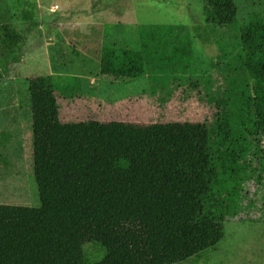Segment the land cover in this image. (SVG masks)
<instances>
[{"label":"trees","instance_id":"16d2710c","mask_svg":"<svg viewBox=\"0 0 264 264\" xmlns=\"http://www.w3.org/2000/svg\"><path fill=\"white\" fill-rule=\"evenodd\" d=\"M204 13L196 35L218 45L225 62L216 78L224 89L213 74L196 75L185 26L141 25L136 47L107 43L100 63L101 78L150 76L160 107L183 87L186 95L202 81L213 87L204 100L212 116L196 125L203 143L192 139L188 122L62 123L58 100L73 97L75 78H56L54 92L30 87L40 206L9 210L0 264L200 261L217 250L225 222L245 214L264 222V22L241 25L236 0H204ZM22 15L39 25L31 9ZM25 43V35L0 27V82L21 61ZM90 244L102 257L89 256Z\"/></svg>","mask_w":264,"mask_h":264},{"label":"rangeland","instance_id":"374dc122","mask_svg":"<svg viewBox=\"0 0 264 264\" xmlns=\"http://www.w3.org/2000/svg\"><path fill=\"white\" fill-rule=\"evenodd\" d=\"M236 2L241 25L264 22V0ZM134 3L138 6L136 19L133 0H0V27H8L10 31L26 36L21 61L12 64L9 75L0 82L1 230L7 227L11 208L40 206L33 171L32 85L54 92L56 78L80 77L71 82L73 97L58 100L62 123L88 120L140 124L188 122L192 124L189 128L192 139L203 143V135L196 125L208 120L213 111L204 102L207 94L213 91L205 81L189 89L190 95H186V87L176 90L171 102L160 107L150 94V76L131 82L96 76L101 60V42L85 46L84 38L74 26L87 24L96 31L95 28L104 22L114 33L115 30L128 31L125 44L136 47L139 26L174 25L188 29L196 57V75L213 74L223 89L226 86L224 80L216 78V72L225 62L221 60L218 45L214 41L207 44L196 35V28L205 24L204 0H136ZM56 5L59 8L52 12ZM27 9L35 13L37 27H31L23 19L22 12ZM125 13H129L134 22L125 19ZM1 57L0 49V60ZM149 67L151 69V63ZM88 72L92 76L86 75ZM168 78L179 79L178 76ZM176 81L175 85L179 86V80ZM261 149L264 158V140ZM249 204H245L248 209ZM251 217L254 219L253 215ZM85 250L93 260L103 255L93 244L86 245ZM205 255L200 261L190 259L180 264H264V222L247 221L246 214L242 219L225 222V237L216 251Z\"/></svg>","mask_w":264,"mask_h":264},{"label":"crops","instance_id":"0c3cea01","mask_svg":"<svg viewBox=\"0 0 264 264\" xmlns=\"http://www.w3.org/2000/svg\"><path fill=\"white\" fill-rule=\"evenodd\" d=\"M135 1L136 0H133V4L132 5H133V9L135 10V13H133V14H134V17L136 19V18H138V11H137L138 6L136 5V3H134ZM56 8L58 9L59 6L56 5L54 8H52L51 11L52 12H56L57 11ZM54 9H56V10L53 11ZM124 16H125V19H128L129 21H133L134 22V18H130V14L129 13H125ZM89 26H90V28H89ZM89 26L87 24H84V25H78V27L77 26H74V27H75V31H78V33L80 34L79 36L84 38L83 42H84L85 46L89 47L93 43L101 42V55H102V49H103L105 44H107V43L125 42V39L129 37L128 36L129 35L128 31H126V30L125 31L124 30H120V31L119 30H115V33H114L112 27L109 28L110 27L109 25H106V24L104 25V22L101 23V26H98L97 28H95L96 31L94 30V27H91V25H89ZM99 27H100L101 30L99 29ZM88 28H89V30H88ZM119 32H121V33H119ZM117 36H120V37L124 36V38L123 39H118ZM100 63H101V60H100ZM86 75L92 76V74H90L89 72L86 73ZM96 76L97 77L100 76V64H99V68H98ZM68 77H73L75 79H80V77L75 76V75L74 76H68ZM91 83H93V82H91Z\"/></svg>","mask_w":264,"mask_h":264},{"label":"built area","instance_id":"2783aa9c","mask_svg":"<svg viewBox=\"0 0 264 264\" xmlns=\"http://www.w3.org/2000/svg\"><path fill=\"white\" fill-rule=\"evenodd\" d=\"M57 9V8H56ZM56 9H54L53 11H55Z\"/></svg>","mask_w":264,"mask_h":264}]
</instances>
